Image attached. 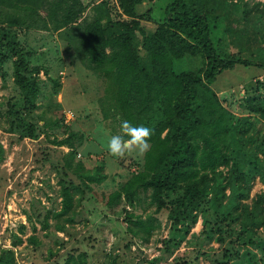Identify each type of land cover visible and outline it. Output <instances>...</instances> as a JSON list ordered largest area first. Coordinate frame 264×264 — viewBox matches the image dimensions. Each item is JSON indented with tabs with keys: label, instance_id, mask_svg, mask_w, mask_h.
Instances as JSON below:
<instances>
[{
	"label": "trees",
	"instance_id": "16d2710c",
	"mask_svg": "<svg viewBox=\"0 0 264 264\" xmlns=\"http://www.w3.org/2000/svg\"><path fill=\"white\" fill-rule=\"evenodd\" d=\"M141 1L117 0L126 17L112 19L104 10V15L80 21L85 6L80 0H0V62L12 56V79L20 92V105L5 101L6 130L16 131L18 139L37 135L23 111L37 107L35 99L41 91L38 72L42 69L48 74L47 68L29 63L10 28L51 27L62 32L83 63L104 77L107 103L103 115L116 113L121 122L152 129L140 168L117 188L100 193L106 209H119L125 231L141 242L160 225L154 214L165 210L168 229L166 236L159 238L161 252L146 259V264H158L177 248L198 217L197 242L223 243L210 264H227L240 252L248 264H261L247 246L258 247L264 255V188L249 195L255 178L264 185V92L260 96L251 89L240 96L236 112L222 103L224 97L216 90L246 79L242 74L236 79L224 78L223 73L238 71L250 60L220 46L219 35L220 31L226 33L239 49L248 48L247 19L253 18L259 25L253 32L258 34L256 45L261 55L255 65L264 69V5L257 0L250 4L247 0H168L161 20L146 29L135 11ZM238 7L241 14L235 17L231 10ZM184 55H200L201 64L175 70L173 60ZM53 82L59 84L56 79ZM53 122L63 126L65 134L45 135L49 142L65 145L67 150L52 164L58 176L59 207L35 216L42 229L49 216L55 219L57 229L71 223L74 198L80 201L85 190L93 193L91 183L106 177L101 163L88 169L75 158L77 132ZM4 156L0 142V161ZM141 192L152 206L144 213L132 210L140 206ZM23 227L20 224L18 230ZM26 238L33 245L38 243L34 234ZM21 242L19 235L11 233V246ZM11 246H0V264L14 263ZM188 262L187 256L175 264ZM55 264H86V252L67 251ZM111 264H116L114 258Z\"/></svg>",
	"mask_w": 264,
	"mask_h": 264
},
{
	"label": "rangeland",
	"instance_id": "374dc122",
	"mask_svg": "<svg viewBox=\"0 0 264 264\" xmlns=\"http://www.w3.org/2000/svg\"><path fill=\"white\" fill-rule=\"evenodd\" d=\"M80 1L85 5L78 17L80 21L90 20L104 10L112 19L126 17L117 0ZM167 1L142 0L135 5L138 18L146 29H152L161 20ZM253 1L247 0L248 4ZM231 11L235 17L241 14L240 7ZM246 22L248 48L239 49L240 45L226 33L220 31L219 35L220 46L250 60L247 65H240L238 71L235 69L230 70L229 74L223 73L226 79L239 78L240 74L246 76V79L216 90L220 97H224L222 103L236 112V102L240 96L251 89L256 90L260 96L264 92V69L255 65L261 55L256 45L258 34L253 32L259 25L253 18ZM10 30L15 34L29 63L47 68L48 74H43L42 69L38 72L41 91L35 99L37 107L30 112L23 111L25 119L34 123L37 135L18 139L16 131L6 130L8 119L4 115L7 99L20 105V92L11 74L12 56L0 62V142L5 147V156L0 161V246H11V233L22 238L21 243L11 246L15 255L13 264H55L67 251L73 254L85 251L86 264H111L113 258L116 264H146V259L161 252L159 238L166 236L168 220L165 210L155 213L160 225L147 241L141 242L125 231L119 209L109 212L102 204L100 193L105 194L117 188L134 169L140 168L142 162V156L136 152L119 158L111 156L106 150L107 138L120 133L121 120L116 113L110 112L107 116L102 113L107 103L103 98L104 77L83 63L62 32L51 27L24 29L12 26ZM201 61L200 55H184L173 60V67L175 70L194 69ZM53 79L58 80L59 84L55 85ZM67 109L71 110L72 118L64 121V111ZM55 120L79 135V139H74L75 158L81 159L88 169L101 163V171L106 177L99 183H91L93 193L85 190L80 201L76 202L74 198L71 223H64L62 229H57L55 219L49 216L47 227L42 229L35 216L37 212L42 216L47 208L59 207L58 176L52 164L59 162L61 154L67 150L65 145L49 142L45 135L46 132L48 138H51L52 135L59 137L65 134L63 126L54 124ZM68 175L77 181L72 173ZM263 188L264 185L255 178L249 195ZM140 194L141 204L132 210L143 213L150 211L152 206L147 205L146 193ZM59 221L62 222V219ZM20 224L24 225L22 231L18 230ZM200 226L198 217L178 247L169 255L166 254L158 264H175L176 260L181 261L187 256L188 264H210L212 258L219 255L223 243L216 240L197 242L200 240ZM29 234L36 236L37 244L27 241ZM247 247L264 264L261 250L254 245ZM241 250L242 246L239 252ZM229 263L248 264L242 252L237 258L229 260Z\"/></svg>",
	"mask_w": 264,
	"mask_h": 264
},
{
	"label": "clouds",
	"instance_id": "9594fccd",
	"mask_svg": "<svg viewBox=\"0 0 264 264\" xmlns=\"http://www.w3.org/2000/svg\"><path fill=\"white\" fill-rule=\"evenodd\" d=\"M264 5V0H257ZM152 135V129L144 125L134 126L124 120L120 125V133L107 138L106 150L113 157L123 158L133 152L143 156L149 150L148 140Z\"/></svg>",
	"mask_w": 264,
	"mask_h": 264
},
{
	"label": "built area",
	"instance_id": "2783aa9c",
	"mask_svg": "<svg viewBox=\"0 0 264 264\" xmlns=\"http://www.w3.org/2000/svg\"><path fill=\"white\" fill-rule=\"evenodd\" d=\"M72 118V112L70 109L64 111V121H67Z\"/></svg>",
	"mask_w": 264,
	"mask_h": 264
}]
</instances>
